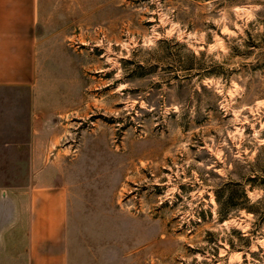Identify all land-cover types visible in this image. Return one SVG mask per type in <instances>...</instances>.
<instances>
[{
	"label": "rangeland",
	"instance_id": "obj_1",
	"mask_svg": "<svg viewBox=\"0 0 264 264\" xmlns=\"http://www.w3.org/2000/svg\"><path fill=\"white\" fill-rule=\"evenodd\" d=\"M38 11L33 84L0 90V190L63 185L72 264H264V0Z\"/></svg>",
	"mask_w": 264,
	"mask_h": 264
},
{
	"label": "crops",
	"instance_id": "obj_2",
	"mask_svg": "<svg viewBox=\"0 0 264 264\" xmlns=\"http://www.w3.org/2000/svg\"><path fill=\"white\" fill-rule=\"evenodd\" d=\"M39 2L0 0V90L33 84ZM65 198V188L50 173L0 190V264H72Z\"/></svg>",
	"mask_w": 264,
	"mask_h": 264
}]
</instances>
